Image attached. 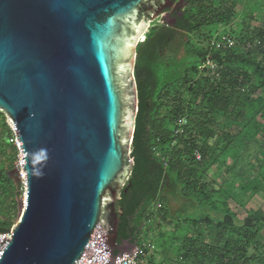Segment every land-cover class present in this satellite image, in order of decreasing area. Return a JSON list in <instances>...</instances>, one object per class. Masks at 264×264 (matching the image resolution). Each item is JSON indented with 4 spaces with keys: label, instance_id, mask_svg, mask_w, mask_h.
<instances>
[{
    "label": "water",
    "instance_id": "water-1",
    "mask_svg": "<svg viewBox=\"0 0 264 264\" xmlns=\"http://www.w3.org/2000/svg\"><path fill=\"white\" fill-rule=\"evenodd\" d=\"M152 0H0V111L21 151L24 192L0 264H107L131 172L136 47ZM123 243H126L125 246Z\"/></svg>",
    "mask_w": 264,
    "mask_h": 264
},
{
    "label": "trees",
    "instance_id": "trees-1",
    "mask_svg": "<svg viewBox=\"0 0 264 264\" xmlns=\"http://www.w3.org/2000/svg\"><path fill=\"white\" fill-rule=\"evenodd\" d=\"M185 1L175 27L150 26L136 47L133 166L115 204L117 232L138 243L144 221L158 227L160 219L179 221V201L193 199L217 215L173 225L176 264H264V212L254 208L253 199L264 194V144L257 142L264 139V54L214 46L226 37L227 30L217 28L228 27L239 14L237 31L227 34L240 41L259 37L264 0ZM207 56L216 63L217 76L199 68ZM182 116L183 131L175 134ZM14 139L0 111V234L10 232L22 194L13 173ZM252 142L262 157L257 153L242 164L240 154ZM213 169L216 178L209 176ZM230 201L245 214L235 212Z\"/></svg>",
    "mask_w": 264,
    "mask_h": 264
},
{
    "label": "rangeland",
    "instance_id": "rangeland-1",
    "mask_svg": "<svg viewBox=\"0 0 264 264\" xmlns=\"http://www.w3.org/2000/svg\"><path fill=\"white\" fill-rule=\"evenodd\" d=\"M261 12L256 13V15H261ZM241 14H239V16L237 17V19H235L228 27H219L217 28V32L218 33H224L225 30H227L224 34H227L228 32H230L231 30H235L237 31L238 27H239V21L241 18ZM154 25H159V22H154L152 24H150V26H154ZM149 26V27H150ZM148 31V30H147ZM263 139V138H260ZM15 141V139H14ZM264 141V139H263ZM263 141L258 140L257 142L261 145H263ZM256 142V143H257ZM255 142H252L245 150H243L244 152H241L240 157H239V161L243 162L242 164L247 163L248 164V159H253L254 157H257L256 154L258 153L259 157H262L263 152L259 151L257 152L256 150L258 149V145ZM254 155V156H253ZM20 160H21V153L18 150V154H17V159L15 161V166L13 169V173L15 174V182L17 185L21 184V188L20 191L24 192V176H23V172L22 169L20 167ZM209 176L211 178H216L218 176V171L217 169H213L209 172ZM21 194V196H22ZM19 198V196H17ZM254 199V203L255 206L254 208L258 207L259 209H261L264 212V194L263 195H255L253 197ZM169 201H173L175 202L174 199H170ZM168 201V203L170 204V202ZM180 203H182V209L181 211L178 213L177 215V219H179V221H170V223L168 222H164V220L160 219L159 222V227L153 226L151 224H147V221H144V223L142 224V226L139 229V234H138V244L139 245H143L146 246L147 243L150 244L149 247V251H147V256L146 259L149 260L150 256H152V264H176V260L178 258V253H177V239H173L172 237V229H173V225L177 224L178 222L182 223V221H184L185 218H198V217H202V216H206L207 214L211 215V216H216L217 213L212 211L211 208H209V205H199L196 204L195 200H190V201H179ZM175 204V203H174ZM162 207L165 206L164 203L162 202ZM230 205H232V207L234 208V211L239 213L240 216H242L244 213V209L237 207L232 201H230ZM156 206L158 207V204H156ZM252 207L250 204L248 205V208ZM247 208V207H246ZM153 210H155L153 208ZM211 210V211H210ZM262 212V213H263ZM256 214H258L256 211L254 212ZM264 214V213H263ZM150 226V227H149ZM145 229H148L147 231H145ZM175 232V231H173ZM148 264H150L149 261H147Z\"/></svg>",
    "mask_w": 264,
    "mask_h": 264
},
{
    "label": "built area",
    "instance_id": "built-area-1",
    "mask_svg": "<svg viewBox=\"0 0 264 264\" xmlns=\"http://www.w3.org/2000/svg\"><path fill=\"white\" fill-rule=\"evenodd\" d=\"M263 33L257 37L254 40H247V41H240L235 36H230L229 34H226V37L221 40H215V47L218 49L220 47H233V48H241L243 50H254V51H260L264 54V25H260L259 27ZM200 69H207L211 75L217 76V65L216 63L211 59L210 56H207L205 59V62L202 63V65L199 66ZM186 123V117H179L176 120L177 128L175 129V134L178 132L183 131V126ZM13 133L15 134V131L13 130ZM16 146L20 151L19 143L17 140H15ZM197 157H199V154H197ZM22 166V161L20 160V167ZM0 236H4L6 238H10V232L7 233H1ZM150 244L147 243L146 246L139 245L138 243H135V245L132 247L130 253L123 252L120 256L112 257L110 255L106 256L105 259L107 260V264H145L147 261V251H149ZM147 250V251H146ZM95 257L91 256L90 260L87 259H77L73 264H102L104 263L103 259H100L99 261L94 262Z\"/></svg>",
    "mask_w": 264,
    "mask_h": 264
},
{
    "label": "flooded vegetation",
    "instance_id": "flooded-vegetation-1",
    "mask_svg": "<svg viewBox=\"0 0 264 264\" xmlns=\"http://www.w3.org/2000/svg\"><path fill=\"white\" fill-rule=\"evenodd\" d=\"M185 6V0H152L151 3L147 5L148 11H145V15L148 18L153 12L160 10L161 12L159 16L150 24L156 21L159 22L158 26L167 25L173 28L179 22V19L181 18V12L184 10ZM121 240H128L130 243H134V245L136 243L133 241V237L129 235L124 236L118 234V242H121ZM123 244L125 246L127 245L126 243Z\"/></svg>",
    "mask_w": 264,
    "mask_h": 264
},
{
    "label": "crops",
    "instance_id": "crops-1",
    "mask_svg": "<svg viewBox=\"0 0 264 264\" xmlns=\"http://www.w3.org/2000/svg\"><path fill=\"white\" fill-rule=\"evenodd\" d=\"M169 202H170V205H171L172 207H174V208H175V204H174L175 202H173V201H169ZM147 261H148V260H147ZM147 261L145 262V264H148V262H147Z\"/></svg>",
    "mask_w": 264,
    "mask_h": 264
},
{
    "label": "clouds",
    "instance_id": "clouds-1",
    "mask_svg": "<svg viewBox=\"0 0 264 264\" xmlns=\"http://www.w3.org/2000/svg\"><path fill=\"white\" fill-rule=\"evenodd\" d=\"M12 131H13V129H12ZM15 135V134H14ZM15 140H16V138H15ZM15 144H16V142H15ZM23 176H24V173H23Z\"/></svg>",
    "mask_w": 264,
    "mask_h": 264
}]
</instances>
